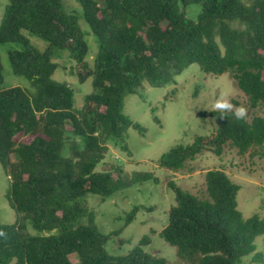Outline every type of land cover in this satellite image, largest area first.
Returning <instances> with one entry per match:
<instances>
[{
    "label": "trees",
    "instance_id": "16d2710c",
    "mask_svg": "<svg viewBox=\"0 0 264 264\" xmlns=\"http://www.w3.org/2000/svg\"><path fill=\"white\" fill-rule=\"evenodd\" d=\"M78 1L98 44L91 67L77 18L65 12L62 0H8L0 21V44L20 45L7 51L10 69L33 88L0 91V166L9 178L5 198L17 216L13 224H0V264H165L143 250L148 236L126 255H108L105 244L113 233L98 230L85 199L92 194L105 200L139 182L157 183L151 173L128 175L120 165L104 163L107 143L128 151L127 129L144 133L123 114L125 98L144 84H175L184 68L197 64L206 74L229 73L250 109L264 104V0ZM190 5L199 6L195 21L186 17ZM25 33L46 46L39 49ZM63 52L85 69L76 74L80 82L92 79L95 91L79 109L73 108L74 88L52 78L53 60ZM219 115L210 113L214 133L175 145L158 165L178 172L205 150L218 157L227 148L244 155L264 144V119ZM19 134L30 141L16 142ZM204 180V197L168 184L175 205L160 237L185 264H239L254 254L264 218L243 219L239 186L223 170L206 171ZM138 209L132 208L126 225ZM27 223L35 234L26 232Z\"/></svg>",
    "mask_w": 264,
    "mask_h": 264
},
{
    "label": "rangeland",
    "instance_id": "374dc122",
    "mask_svg": "<svg viewBox=\"0 0 264 264\" xmlns=\"http://www.w3.org/2000/svg\"><path fill=\"white\" fill-rule=\"evenodd\" d=\"M8 0H0V21ZM65 12L74 15L89 51L85 62L91 67L98 52V44L88 24L83 18L78 0H62ZM199 6L190 5L186 17L195 21ZM25 36L39 49L46 42L28 33ZM19 50L17 43L0 44V64L2 82L0 91L20 87L32 92L29 82L12 73L7 57L8 50ZM57 64L52 78L66 82L74 88L73 108L79 109L84 97L95 90L91 77L80 82L76 75L79 69L76 63L63 52L53 60ZM227 99L236 106L246 109L245 120L250 122L254 117L264 119V104L256 109L248 107L246 95L235 85L229 73L212 75L204 73L197 64H191L175 77V84L164 88L143 85L138 94L128 95L124 101L123 114L132 122L144 128L139 133L129 127L126 131L125 144L128 151L107 143L104 163L120 165L128 175L151 173L156 179L139 182L115 192L111 197L102 200L97 195H87L86 206L94 214L98 230L109 235L105 250L110 256H123L136 247L139 241L148 236L150 243L143 250L150 255L163 258L165 264H185L178 259L176 249L160 237V232L168 223L171 207L175 205V192L168 184L173 183L183 191L199 197L205 196L204 174L208 170L221 169L239 186L236 196L237 210L243 219L253 215L264 218V144L244 155L234 149H225L221 157L210 150H205L192 162L186 163L184 169L173 172L158 165L160 156L175 145H189L196 137L210 136L216 129L215 119L211 112L216 99ZM159 120V123L156 121ZM31 137L19 134L16 142H28ZM101 169L97 167V171ZM9 178L0 166V224H13L17 216L5 198ZM134 207H139L134 219L126 225L127 215ZM26 232L35 234L29 223ZM118 232V234H114ZM120 240L123 243H120ZM254 254L244 256L239 264H264V235L254 240ZM255 254H260L261 261H254Z\"/></svg>",
    "mask_w": 264,
    "mask_h": 264
},
{
    "label": "clouds",
    "instance_id": "9594fccd",
    "mask_svg": "<svg viewBox=\"0 0 264 264\" xmlns=\"http://www.w3.org/2000/svg\"><path fill=\"white\" fill-rule=\"evenodd\" d=\"M212 108L219 111L220 119H225L228 113H231L236 121H241L245 119L246 116V109L243 106L233 105L227 99H216ZM0 235H2V233H0Z\"/></svg>",
    "mask_w": 264,
    "mask_h": 264
}]
</instances>
